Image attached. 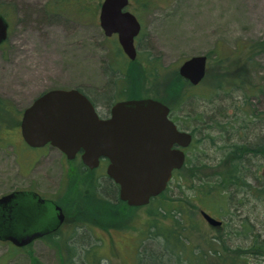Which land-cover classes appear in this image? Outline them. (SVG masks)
Wrapping results in <instances>:
<instances>
[{"label": "rangeland", "instance_id": "obj_1", "mask_svg": "<svg viewBox=\"0 0 264 264\" xmlns=\"http://www.w3.org/2000/svg\"><path fill=\"white\" fill-rule=\"evenodd\" d=\"M50 1L0 0L10 23L0 45V196L31 188L63 199L81 180L102 206L77 202L71 239L59 236L65 229L23 247L0 241V264H140L148 242L162 244L150 226H174L175 209L203 225L185 234L187 256L213 248L210 264H264V0H130L142 24L135 60L117 34H105L103 0H68L66 10ZM201 54L207 73L192 85L179 67ZM54 88H80L101 114L119 100L166 97L194 140L158 200L130 206L105 165L91 169L81 159L72 182L58 147L25 142L23 111Z\"/></svg>", "mask_w": 264, "mask_h": 264}, {"label": "water", "instance_id": "obj_2", "mask_svg": "<svg viewBox=\"0 0 264 264\" xmlns=\"http://www.w3.org/2000/svg\"><path fill=\"white\" fill-rule=\"evenodd\" d=\"M130 0H103L100 24L107 36L118 35L126 55L135 60V43L142 29L138 16L128 9ZM10 23L0 12V45L9 36ZM208 56L194 55L179 67L192 85L205 78ZM171 106L154 97L119 100L111 116L100 117L92 100L79 88H54L42 93L23 111L21 133L31 147L51 144L69 158L83 151V162L97 167L109 159L108 175L119 186V197L131 206H143L168 186L173 171L186 161L185 147L193 133L181 130L171 118ZM203 218L220 227L221 219L202 209ZM62 208L35 190H14L0 196V240L23 247L59 228Z\"/></svg>", "mask_w": 264, "mask_h": 264}, {"label": "trees", "instance_id": "obj_3", "mask_svg": "<svg viewBox=\"0 0 264 264\" xmlns=\"http://www.w3.org/2000/svg\"><path fill=\"white\" fill-rule=\"evenodd\" d=\"M67 1L68 0H55L53 2L50 1L48 5L50 6V3H53L54 5L52 7H54L53 8L54 10L55 9L58 10L61 8L62 9L64 8L63 10H66L65 8H66ZM0 12H2L6 16L5 11L0 10ZM109 91L114 93V86ZM132 98H135V97H132ZM136 98H139V97H136ZM154 98L160 99L164 102L167 101L166 97L165 98L154 97ZM171 111H172V108H171ZM1 126L2 125H0V127ZM257 151L258 149L256 147L254 152L257 153ZM158 196L152 198L151 202L158 200ZM93 204H96L97 207L99 205L102 206V204H99L97 202ZM181 211L182 210H176V209L174 210L173 217L175 219L174 222L176 223L174 226L163 227L157 223H152V225L149 228V231L151 234L150 237H153V239L156 238L158 240L161 239L162 242L160 243L162 244H159V243L157 244V242H148L147 245L148 244L149 245L148 246L146 245L144 250H142L139 253L140 258H138V260H140V264H187V263L189 264H210L209 256H206V255H208L209 253L213 255V254H217L218 252V251H214L213 248H210L209 250H205L203 253L201 252V254L200 252H197L196 250L193 249L190 255L187 256L186 242L184 241L185 234L200 232V230L203 228L202 227L203 225H200V223H196V221L191 218L187 220L186 216H182V213L184 212V210L183 212ZM178 215H180V217H178ZM182 217L184 218V220H182ZM152 228H156V229L152 230ZM208 242L210 243V241ZM155 245H157L156 249L154 247Z\"/></svg>", "mask_w": 264, "mask_h": 264}, {"label": "flooded vegetation", "instance_id": "obj_4", "mask_svg": "<svg viewBox=\"0 0 264 264\" xmlns=\"http://www.w3.org/2000/svg\"><path fill=\"white\" fill-rule=\"evenodd\" d=\"M135 42H136V40H135ZM95 105V104H94ZM96 106V105H95ZM97 108V107H96ZM97 111H98V109H97ZM98 113H99V115H100V117H102V118H108V117H110L111 116V109L109 110V112H107V113H105V114H101V112L100 111H98ZM170 116H171V114H170ZM179 127V126H178ZM179 129H181V130H184V129H182V128H180L179 127ZM189 131V130H188ZM193 140H194V134H193ZM46 145H48V144H46ZM51 145V144H50ZM56 147V146H55ZM189 147V146H188ZM188 147H185V148H182V149H184V151H185V153H186V157H187V148ZM60 149V148H59ZM61 150V149H60ZM61 152H62V155H63V157L65 158V161L67 162V167H68V179L70 180V181H72V178H71V168L75 165V161H78V160H82V162H83V159H82V153H83V151L81 150V151H79L76 155H75V157H73V158H69L68 156H67V154L65 153V152H63L62 150H61ZM109 159L108 158H106V157H102L101 159H100V163H99V165L97 166V167H94V168H91V167H89L88 165H86L84 162V167H89V168H91V169H96V168H99L100 166H104L105 165V167H106V171H107V167H108V164H109ZM70 172V173H69ZM174 172H175V170L173 171V174H174ZM108 174V173H107ZM109 176V175H108ZM110 177V176H109ZM81 181V180H80ZM80 181H78V182H76L75 183V187L73 188V191L74 192H72V191H70V192H68V193H66V194H64V197H63V199H56V198H52V197H50V196H47V195H45L44 193H42V192H40L39 190H37V189H18V190H35V191H37L43 198H46V199H51V200H53L57 205H59L61 208H62V211H63V213H64V220H63V222H62V224L59 226V228L57 229V230H55V231H53V232H50V233H48V234H45V235H43V236H41V237H39V238H36V239H34L32 242H30V243H33L34 241H36V240H45V239H47V238H49V237H52V236H55V235H59L63 230L65 231V229H67V231H65L66 232V236H64V234H60L59 236H62L63 238H67V239H71L73 236L71 235V232L73 231V230H75V228L77 227V220H78V218H76L77 217V215L79 214L78 212H79V210L80 209H77L78 207H77V202H84V201H86V200H90L91 198L90 197H88L89 196V191H92L91 189L90 190H87V189H82V188H80V185H81V183H80ZM73 182V181H72ZM116 185H118V184H116ZM119 187V186H118ZM14 191V190H13ZM77 198V199H76ZM90 198V199H89ZM64 200H66L67 202H68V205L66 204L65 205V202H64ZM97 200V199H96ZM96 200H94V199H91L90 201H92L93 203H95V201ZM97 202V201H96ZM70 207V209H67V207ZM108 206V205H107ZM131 206V205H130ZM144 206V205H143ZM83 208H84V206H83ZM83 211L84 212H87L88 213V211H85V209H83ZM105 211L107 212V208L105 209ZM1 241V240H0ZM4 242H9V243H12V242H10V241H4ZM29 243V244H30ZM13 244V243H12ZM15 245V244H14ZM28 245V244H27ZM17 247H19V246H17Z\"/></svg>", "mask_w": 264, "mask_h": 264}]
</instances>
